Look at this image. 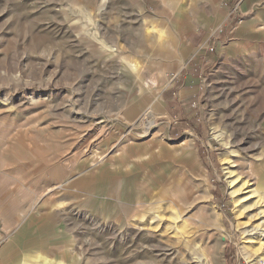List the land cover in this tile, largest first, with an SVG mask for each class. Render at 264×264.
Listing matches in <instances>:
<instances>
[{
	"label": "rangeland",
	"instance_id": "1",
	"mask_svg": "<svg viewBox=\"0 0 264 264\" xmlns=\"http://www.w3.org/2000/svg\"><path fill=\"white\" fill-rule=\"evenodd\" d=\"M263 243L264 0H0V264Z\"/></svg>",
	"mask_w": 264,
	"mask_h": 264
},
{
	"label": "built area",
	"instance_id": "2",
	"mask_svg": "<svg viewBox=\"0 0 264 264\" xmlns=\"http://www.w3.org/2000/svg\"><path fill=\"white\" fill-rule=\"evenodd\" d=\"M235 9H236V8H235ZM220 32H223V30H222V29H220ZM206 48H207V47H206ZM215 48H216V46H215V45L208 46V49H209L210 51H214V50H215ZM253 264H264V261H261V260H259V261L253 262Z\"/></svg>",
	"mask_w": 264,
	"mask_h": 264
},
{
	"label": "bare ground",
	"instance_id": "3",
	"mask_svg": "<svg viewBox=\"0 0 264 264\" xmlns=\"http://www.w3.org/2000/svg\"><path fill=\"white\" fill-rule=\"evenodd\" d=\"M152 122V119H150V123ZM264 244V243H263ZM264 257V256H263Z\"/></svg>",
	"mask_w": 264,
	"mask_h": 264
},
{
	"label": "crops",
	"instance_id": "4",
	"mask_svg": "<svg viewBox=\"0 0 264 264\" xmlns=\"http://www.w3.org/2000/svg\"><path fill=\"white\" fill-rule=\"evenodd\" d=\"M219 50V48L217 49V51Z\"/></svg>",
	"mask_w": 264,
	"mask_h": 264
}]
</instances>
